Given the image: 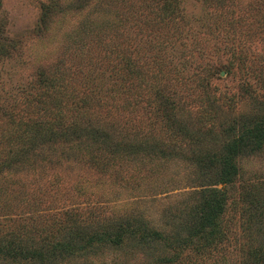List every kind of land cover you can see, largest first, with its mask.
Wrapping results in <instances>:
<instances>
[{"label":"rangeland","instance_id":"rangeland-1","mask_svg":"<svg viewBox=\"0 0 264 264\" xmlns=\"http://www.w3.org/2000/svg\"><path fill=\"white\" fill-rule=\"evenodd\" d=\"M247 127L264 0H0V264H161L181 245L91 235H184L211 187L219 237L166 264H264V144L218 178Z\"/></svg>","mask_w":264,"mask_h":264},{"label":"trees","instance_id":"trees-1","mask_svg":"<svg viewBox=\"0 0 264 264\" xmlns=\"http://www.w3.org/2000/svg\"><path fill=\"white\" fill-rule=\"evenodd\" d=\"M229 143L225 147L227 152L226 158L223 160L222 172L219 179L228 180L230 174L234 169V163L236 157L249 148L255 146H261L264 144V130L257 131V127L254 129L247 127L241 130L237 135L233 134V137L228 141ZM226 182V181H225ZM219 183H216L217 185ZM206 191H210V197L205 199L199 207V210L193 215L191 222L186 226H179V229L186 231V234H182L180 230L175 231L169 229L167 233L163 228H157L156 226L150 225L148 220H130L127 227L118 226L116 233L111 230L100 234H92L91 237L98 240H108L110 243L115 244L116 247H121L125 243L126 236H134L140 234L145 238V243L149 241L162 240L167 242V246L172 247L174 244H178L180 248L170 257L167 255L160 256V263L166 264L171 261H175L182 255L184 247L195 246L197 248V241L204 238H216L219 237L221 231L215 225L210 231L206 229L215 223L219 215L224 211L225 193L226 190H220L219 188L211 187L207 188ZM151 221V220H150ZM169 223H167L168 226ZM89 230H83L80 234L82 237L89 235ZM105 233V234H104ZM129 233V234H127ZM166 246V247H167ZM151 250L153 247L147 246ZM153 250V249H152ZM154 252V250H153Z\"/></svg>","mask_w":264,"mask_h":264}]
</instances>
